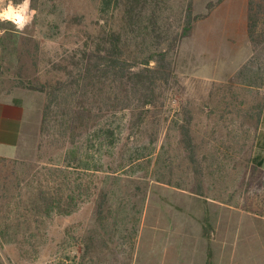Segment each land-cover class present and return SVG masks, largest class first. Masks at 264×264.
<instances>
[{
    "label": "rangeland",
    "instance_id": "obj_1",
    "mask_svg": "<svg viewBox=\"0 0 264 264\" xmlns=\"http://www.w3.org/2000/svg\"><path fill=\"white\" fill-rule=\"evenodd\" d=\"M100 1L30 0L35 15L23 31L0 23V100L19 101L25 109L17 122L21 138L0 144V154L10 156L1 162V175L12 190L27 165L57 162L73 147L51 143L40 157L47 94L22 82L47 70L52 77L51 62L64 49L83 47L84 20H96ZM211 4L218 1L196 4L197 11L207 9L198 13L192 0L193 13L203 17L173 56L175 73L147 119L139 123L136 112L117 113L124 138L105 163L121 159L124 150L139 159L127 162L125 171L93 173V194L70 215L42 217L37 227L34 217L0 213V224L11 226L8 235L0 233V264H209L210 248L215 264L223 220L264 217V166L252 161L264 118V43L255 51L249 38L250 54L241 58L227 49L206 25ZM107 194L100 219L97 209Z\"/></svg>",
    "mask_w": 264,
    "mask_h": 264
},
{
    "label": "trees",
    "instance_id": "obj_2",
    "mask_svg": "<svg viewBox=\"0 0 264 264\" xmlns=\"http://www.w3.org/2000/svg\"><path fill=\"white\" fill-rule=\"evenodd\" d=\"M100 2L96 20H84L83 47L64 49L51 62L50 69L55 73L52 77L47 70L43 76L22 82L27 88L47 94L40 157L51 143L61 147L70 143L73 147L63 158L45 166L22 163L27 172L15 175L14 190L7 185L6 175H1L5 170L1 162H8L7 157H0V182L6 177L0 185V213L7 219L14 214L27 221L34 217L39 227L42 217L70 215L80 208L85 195L93 194V173L105 171V167L112 173L125 171L127 162L139 159L136 153L126 154L124 150L121 159L105 163L106 157H114L124 138L123 121H116L117 113L130 110L137 113L139 123L147 119L158 106L162 84L175 73L173 56L182 40L191 35L194 23L203 17L193 13L192 0ZM80 17L83 22L85 17ZM68 19L70 25L74 16ZM262 27L264 0H249L248 35L255 51L264 43ZM107 200L108 194L103 195L97 209L100 219ZM10 227L0 224V233L8 235ZM208 255V263L214 264L211 248Z\"/></svg>",
    "mask_w": 264,
    "mask_h": 264
},
{
    "label": "crops",
    "instance_id": "obj_3",
    "mask_svg": "<svg viewBox=\"0 0 264 264\" xmlns=\"http://www.w3.org/2000/svg\"><path fill=\"white\" fill-rule=\"evenodd\" d=\"M210 1H218V4L207 13L206 25L214 29V34L222 36L220 42L228 44L227 49L238 51L236 54L239 57H247L251 51L248 36L249 0H194L195 10L196 4L205 6ZM206 10L204 8L196 11L200 13ZM24 111L19 101L0 100V144L14 145L21 138L17 122L22 119ZM0 157L10 158L2 154ZM253 161L264 166V118L255 141ZM258 217L253 220H223L220 249L222 255L213 247L217 253L215 264H264V217ZM242 237H245V241L253 239L254 242L244 241L240 246ZM242 253L245 255H241Z\"/></svg>",
    "mask_w": 264,
    "mask_h": 264
},
{
    "label": "clouds",
    "instance_id": "obj_4",
    "mask_svg": "<svg viewBox=\"0 0 264 264\" xmlns=\"http://www.w3.org/2000/svg\"><path fill=\"white\" fill-rule=\"evenodd\" d=\"M5 0H0V23L11 22L18 31H23L28 26L34 11H30V0H22V3L13 4V0H8L7 6H4Z\"/></svg>",
    "mask_w": 264,
    "mask_h": 264
}]
</instances>
